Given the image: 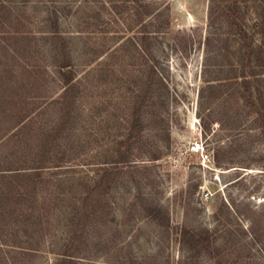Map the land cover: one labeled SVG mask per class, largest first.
Instances as JSON below:
<instances>
[{"label":"rangeland","instance_id":"rangeland-1","mask_svg":"<svg viewBox=\"0 0 264 264\" xmlns=\"http://www.w3.org/2000/svg\"><path fill=\"white\" fill-rule=\"evenodd\" d=\"M51 1L29 0L24 27L66 35L90 149L125 163L103 181L84 234L66 207L21 264H58L65 252L70 264H184L182 226L217 230L224 246L248 209L264 211V141L240 97L238 61L218 51L230 0ZM20 3L4 17L24 12Z\"/></svg>","mask_w":264,"mask_h":264},{"label":"trees","instance_id":"trees-1","mask_svg":"<svg viewBox=\"0 0 264 264\" xmlns=\"http://www.w3.org/2000/svg\"><path fill=\"white\" fill-rule=\"evenodd\" d=\"M16 1L0 0V264H21L23 256L38 253L55 214L66 207L71 223L76 220L84 234L99 206L103 181L125 163L106 162L90 149L94 126L78 107L79 81L66 35L24 27L31 21L29 0H20L24 12L4 17ZM222 12L231 28L218 51L238 61L240 97L264 141V0H230ZM54 13L52 21L58 18ZM87 166L92 173L82 170ZM161 215L155 208L150 216L158 220ZM244 218L246 223L240 220L224 232L223 247L217 230L182 226L177 240L188 251L184 264H203L207 258L216 264H264V211L248 209ZM68 254L58 264H70Z\"/></svg>","mask_w":264,"mask_h":264}]
</instances>
